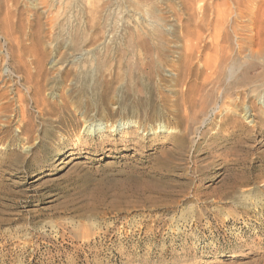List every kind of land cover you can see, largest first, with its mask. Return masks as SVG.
Segmentation results:
<instances>
[{"label":"rangeland","instance_id":"obj_1","mask_svg":"<svg viewBox=\"0 0 264 264\" xmlns=\"http://www.w3.org/2000/svg\"><path fill=\"white\" fill-rule=\"evenodd\" d=\"M0 264H264V0H0Z\"/></svg>","mask_w":264,"mask_h":264},{"label":"bare ground","instance_id":"obj_2","mask_svg":"<svg viewBox=\"0 0 264 264\" xmlns=\"http://www.w3.org/2000/svg\"><path fill=\"white\" fill-rule=\"evenodd\" d=\"M237 1H238V0H237ZM181 33H182V32H181ZM216 33H218V32H216ZM226 33H227V32H226ZM224 34H225V33H224ZM236 34H237V33H236ZM181 35H183L184 38H185V37H191L190 39L193 38L192 35H191V33H187V31H186V33L181 34ZM197 35H198V33H197ZM197 35H196V36H197ZM202 35H203V34H202ZM202 35H198V36H197V40L202 39V37H201ZM221 35H223V33H222V34H216L214 37H215V38H218V37L220 38ZM228 35H229V34H226V37H228ZM196 36H195V37H196ZM180 37H181V36H180ZM224 37H225V36H224ZM224 37H222V38H224ZM188 39H189V38H188ZM190 39H189V40H190ZM212 39H214V38H212ZM220 39H221V38H220ZM226 39H227V38H226ZM228 39H230V38H228ZM191 44H192V43H191ZM193 44H194V43H193ZM216 44H217V43H216ZM194 45H195V44H194ZM194 45L192 46L193 48L196 47V46H194ZM187 46H188V45H187ZM189 46H190V45H189ZM218 46H219V44H218ZM238 46H239V45H238ZM190 48H191V47H190ZM192 52H193V51H192ZM38 63H39V62H38ZM211 63H212V62H211ZM40 64H41V63H40ZM232 68H234V67H232ZM232 71H233V69H231V72H232ZM216 110H217V109H216ZM27 125H28V124H27ZM89 130H91L90 132H93V131H95L96 129H94V128L91 129V128H90ZM97 130H98V129H97ZM13 138H14V137H13Z\"/></svg>","mask_w":264,"mask_h":264}]
</instances>
